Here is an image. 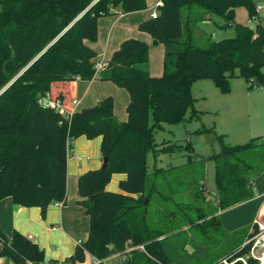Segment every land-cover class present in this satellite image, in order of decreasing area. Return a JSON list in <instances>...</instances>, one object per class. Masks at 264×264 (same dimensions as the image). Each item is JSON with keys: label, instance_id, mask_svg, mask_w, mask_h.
<instances>
[{"label": "trees", "instance_id": "16d2710c", "mask_svg": "<svg viewBox=\"0 0 264 264\" xmlns=\"http://www.w3.org/2000/svg\"><path fill=\"white\" fill-rule=\"evenodd\" d=\"M161 4L156 17L142 22L138 31L167 47L174 70L164 65L162 75L154 77L137 69L136 64L148 60L146 43L136 38L122 41L106 63L109 80L128 94L127 119L120 123L109 96L68 115L70 95L57 86L94 79L97 54L91 44L98 40V20L143 11L145 0H0V200L10 197L20 207H37L43 216L49 205L66 202V160L74 139L101 137V156L107 158L104 167L77 179L76 203L84 208L89 232L60 264H85L86 257L104 264L112 256L119 258L117 264H168L157 243L163 235L148 224L149 203L159 190L148 185L146 160L149 154L157 157L182 148L176 143L155 144L152 132L183 121L193 108L191 87L198 80L210 81L221 94L229 92L231 78L242 79L248 89H264L263 23L252 28L234 19L238 8L249 19L255 16L252 0ZM200 13L222 19L234 36L196 46L190 25L201 20ZM44 97L58 100L65 110L44 107ZM200 133L212 130L202 128ZM253 146L251 141L221 146L219 155L229 160L215 171L220 210L252 198L249 166L238 155ZM115 174L125 175L118 193L106 191ZM244 253L243 249L235 254ZM0 259L45 263L44 251L16 231L10 237L0 232Z\"/></svg>", "mask_w": 264, "mask_h": 264}, {"label": "rangeland", "instance_id": "374dc122", "mask_svg": "<svg viewBox=\"0 0 264 264\" xmlns=\"http://www.w3.org/2000/svg\"><path fill=\"white\" fill-rule=\"evenodd\" d=\"M252 2L255 6L264 4V0ZM186 12L184 9L181 13L183 22ZM246 17V11L242 9L234 18L245 24ZM214 18L220 26L203 24L202 30L193 28L196 46H204L206 40L213 41L211 33L217 40L231 35V27H221L223 20ZM164 57L168 59V68L174 70L170 63L173 55L164 54ZM148 64H142V67ZM230 83L244 90L235 97L236 92L231 86L233 94L227 106H222V95L210 81L200 80L193 84V108L187 110L183 121L162 125V129L152 132L155 144L176 143L182 148L157 157L152 153L146 160L150 174L148 185L155 184L159 190V195L149 203L148 224L162 233V241L157 243L164 247L168 264H217L219 259L235 251L248 235L250 206L220 210L216 203L215 171L217 166L229 160L219 155L222 145L232 148L253 142L254 146L238 158L249 166L250 191H264V142L260 141L264 140V89H247L248 84L240 78H233ZM192 111L196 113L193 115ZM202 128L211 129L214 137L198 134ZM216 155L217 158H212ZM118 261L117 256H112L105 264H117ZM89 262L86 257L84 263Z\"/></svg>", "mask_w": 264, "mask_h": 264}, {"label": "crops", "instance_id": "0c3cea01", "mask_svg": "<svg viewBox=\"0 0 264 264\" xmlns=\"http://www.w3.org/2000/svg\"><path fill=\"white\" fill-rule=\"evenodd\" d=\"M145 4L147 5V8L143 11L128 14L116 13V11V15L104 16L98 20V40L96 43L91 44L97 54L96 66L107 63L112 53L117 50L122 41L136 38L146 43L148 53L146 64L149 63L146 66L147 69L146 67H142V64L145 63L136 64L135 67L137 69L144 72L148 71L147 73L149 75L159 77L163 73L164 65L168 68V59H165L164 57V54H167V47L163 46V44L158 41L157 45H155L156 47H154V45L149 47L151 41L155 39L138 31V26L142 22L148 20L153 12L157 13L156 8L162 5L161 0H145ZM242 9L243 8L236 9L234 17L236 16V13ZM200 16V21H197L196 24L190 25V33L194 39L193 28L202 30L201 26H203V24H218V26H220L214 18L216 16L213 15V17L204 13H200ZM259 18L260 24L264 23V13H261ZM248 20L249 18L245 24L248 23ZM236 22L240 23L239 21ZM221 25V27H223L224 23ZM210 35L213 38V42L229 39V37L234 36L233 29L231 35L222 37L218 40L214 33H211ZM172 58L170 63L173 65L174 57ZM110 75L111 70L107 66H102V68L97 69L96 77L90 81L84 82L76 80L66 87H57L58 89H63L70 95V111L94 106L102 100V98L107 96L111 97L114 102L113 116L118 122L123 123L127 119L126 107L129 103L128 94L124 89L115 86L109 80ZM231 80H233V78H231ZM231 86L233 87V92H236V95H234L235 97L242 94L241 91L244 89L238 87L235 88L232 83H230V87ZM233 92L231 93L230 89V92L227 94H221V99H223L221 100L222 106H227V104L230 103ZM73 102H75V104ZM209 134L215 135L214 132ZM260 141L264 142V140ZM100 144L101 137L86 139L84 136H81L72 141L70 153L66 160V202L49 205L43 216L41 215L40 209L37 207H20L15 205L10 197L0 200V232L5 236L10 237L12 232L16 231L24 237H28L39 249L44 251V261L46 264L51 262L60 264L66 258L73 255L77 243L85 240L89 232V220L87 215H85L84 208L76 203L77 179L80 175L87 173L89 170L101 168L103 158L101 156ZM123 179H125L124 174L113 175L109 181L110 183L106 186V189L118 193L119 183ZM251 195L252 198L248 202L237 205L250 206L248 207V227L259 212L264 213V191L256 192V190H251ZM217 196L216 203L218 205L222 196L219 192H217ZM145 203H147V200ZM159 240L162 241L161 238ZM241 245L236 248V250H238ZM162 249L164 256L166 257L163 246ZM106 261L103 263L105 264ZM0 264L12 263L6 259H0Z\"/></svg>", "mask_w": 264, "mask_h": 264}, {"label": "built area", "instance_id": "2783aa9c", "mask_svg": "<svg viewBox=\"0 0 264 264\" xmlns=\"http://www.w3.org/2000/svg\"><path fill=\"white\" fill-rule=\"evenodd\" d=\"M264 13V4L261 6H256L255 8V16L251 17L248 20L247 25L249 27H254L257 24H260L259 15ZM152 18L156 17V12L151 14ZM264 26V23H263ZM107 64L104 63L102 65H95V70L102 68V66H106ZM251 84L254 82L249 80ZM75 104V102H73ZM40 104H42L46 108H53L57 111H64L62 103L58 100L51 101L48 97H44L40 100ZM71 112L69 111L67 114L70 115ZM250 230L248 235L241 245V247L236 251L245 250V253L242 255H236L232 253L228 256H225L219 259L217 264H264V213L259 212V214L254 218L250 225ZM78 242L77 244H79ZM144 250L143 246H139L138 250ZM90 264H102L99 260L94 259L93 257L89 258ZM30 264V263H28ZM46 264V263H42Z\"/></svg>", "mask_w": 264, "mask_h": 264}, {"label": "water", "instance_id": "95a60500", "mask_svg": "<svg viewBox=\"0 0 264 264\" xmlns=\"http://www.w3.org/2000/svg\"><path fill=\"white\" fill-rule=\"evenodd\" d=\"M153 45H157V40H153ZM208 136H210V137H214V135H212V134H209ZM106 162H107V158L106 157H104L103 158V161H102V166L101 167H104V165L106 164Z\"/></svg>", "mask_w": 264, "mask_h": 264}]
</instances>
